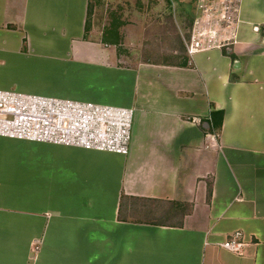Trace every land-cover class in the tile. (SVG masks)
I'll use <instances>...</instances> for the list:
<instances>
[{"label":"crops","instance_id":"obj_1","mask_svg":"<svg viewBox=\"0 0 264 264\" xmlns=\"http://www.w3.org/2000/svg\"><path fill=\"white\" fill-rule=\"evenodd\" d=\"M100 2L133 31H175L162 41L199 15L198 0H0V90L134 113L125 156L0 137V264H264V0H241L225 49L127 65L86 31ZM165 204L188 208L179 224L151 219ZM235 232L242 256L220 247Z\"/></svg>","mask_w":264,"mask_h":264},{"label":"built area","instance_id":"obj_2","mask_svg":"<svg viewBox=\"0 0 264 264\" xmlns=\"http://www.w3.org/2000/svg\"><path fill=\"white\" fill-rule=\"evenodd\" d=\"M241 0H198L184 48L188 56L225 49L239 24ZM255 32L260 29L255 27ZM133 110L0 90V137L127 155L132 139ZM241 233L220 247L244 254Z\"/></svg>","mask_w":264,"mask_h":264},{"label":"rangeland","instance_id":"obj_3","mask_svg":"<svg viewBox=\"0 0 264 264\" xmlns=\"http://www.w3.org/2000/svg\"><path fill=\"white\" fill-rule=\"evenodd\" d=\"M92 5L89 27L95 25L100 38H103L105 40L104 42L112 44L113 47L121 51L122 55L125 56L122 59L123 65H127L136 59L145 60L153 58L171 59V62L176 64L184 63L185 56L182 50L185 47L184 43L186 41H162L166 32L174 34L175 31H163L160 29H141V32L138 30L133 31L129 28L128 22V18L132 17V15L128 12L124 13L119 11L118 5L111 6L108 4L106 6L102 2L97 7L94 4ZM163 17V15L157 14V21L158 19H163ZM143 22L141 25H144ZM132 25L134 24L132 23ZM128 28L130 31L127 30ZM120 32L123 35L121 37L118 35ZM150 34L156 38L155 41L145 40V37H149ZM122 38L124 41H121ZM10 91L17 92L15 90ZM187 210L188 208L186 206L180 205L177 207L175 205L165 204L151 216V219L157 222H164L165 224H179L182 214L187 212Z\"/></svg>","mask_w":264,"mask_h":264},{"label":"trees","instance_id":"obj_4","mask_svg":"<svg viewBox=\"0 0 264 264\" xmlns=\"http://www.w3.org/2000/svg\"><path fill=\"white\" fill-rule=\"evenodd\" d=\"M91 9L89 8L87 15L86 31L89 29V17ZM223 112H211L209 118L205 122L209 125V132L219 131L222 127ZM200 125V124H199Z\"/></svg>","mask_w":264,"mask_h":264},{"label":"water","instance_id":"obj_5","mask_svg":"<svg viewBox=\"0 0 264 264\" xmlns=\"http://www.w3.org/2000/svg\"><path fill=\"white\" fill-rule=\"evenodd\" d=\"M263 43H264V35H263Z\"/></svg>","mask_w":264,"mask_h":264}]
</instances>
